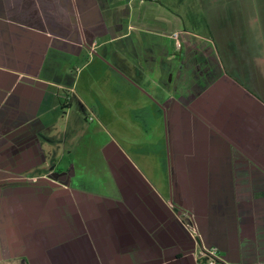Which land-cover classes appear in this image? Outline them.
<instances>
[{"label":"crops","instance_id":"0c3cea01","mask_svg":"<svg viewBox=\"0 0 264 264\" xmlns=\"http://www.w3.org/2000/svg\"><path fill=\"white\" fill-rule=\"evenodd\" d=\"M183 1L0 0V164L17 171L47 163L40 139L49 127L39 110L49 114L46 97L76 93L80 82L114 88L113 96H168L198 124L188 132L204 137L196 148L201 157L191 159L192 140L176 158L180 188L199 185L201 196L217 198L222 213L232 214L212 230L219 241L209 237L212 213H204L210 224L196 233L147 175L120 172L103 192L84 196L85 221L51 220L48 193L36 195L44 219L3 220L2 213L31 209L16 197L0 206V264H201L200 246L217 248L221 264H264V84L235 56L224 62L213 36L187 27L191 18L177 9ZM227 1L239 19L243 7L257 20L250 33L264 80L259 2Z\"/></svg>","mask_w":264,"mask_h":264},{"label":"rangeland","instance_id":"374dc122","mask_svg":"<svg viewBox=\"0 0 264 264\" xmlns=\"http://www.w3.org/2000/svg\"><path fill=\"white\" fill-rule=\"evenodd\" d=\"M223 1L213 3V0H200L201 4H197L196 0H184L182 5L177 4V9L183 16L187 12L192 19L186 22L190 30L202 36H213L224 62L228 63L230 55L235 56L239 64H245L242 67L244 73L250 74L253 70L264 84L262 73H259L261 63L257 56L254 57L256 37L250 33V28L255 27L253 22L257 20H252L243 7V17L239 19L234 14L235 6L232 2L229 4L227 0ZM256 1L259 4L254 8L259 19L255 24L264 30V0ZM261 37L263 40L264 37ZM260 82L258 87L262 86ZM244 85L250 89L246 83ZM93 87L90 90L89 86L80 82L76 93L64 94L61 91L58 96L46 97L44 103L50 104L49 114L41 109L39 111L40 116L44 115L45 126L49 127L40 139L41 145L47 148L45 152L50 155L45 161L47 163L35 165L32 169L19 166L17 171L8 164H0V206L6 209L11 201V205L14 204L16 197L19 205L31 208V211L24 213H2L3 220L23 216L31 221L44 219V212L35 211L37 205L41 204V201L37 204L36 195L48 193L51 220L58 219L59 215L64 216L67 222L82 218L85 221L88 214L84 206L88 202H84V196L85 199L89 198V190L103 192L102 187L105 185L102 184L106 183V179L118 176V173L125 170L122 173L147 175L164 198L178 208L183 219L194 226L196 233V228L200 232L210 224L204 221V213H212L209 237L219 241L218 236H212V230L216 234L215 230L222 228L223 216L232 214L222 213L217 198L205 196L206 193L204 197L201 196L199 185L191 184L193 186L188 192L180 188L184 182L180 181L183 179L177 173L178 155L187 149V142L192 140L195 143L191 148L194 150L190 151L191 159L203 154L201 149L196 148L201 146L204 137L200 132H188L190 128L200 129L195 120L189 117L186 107L168 96H113L111 90L114 88L100 84ZM262 93L258 96H264V91ZM64 105L70 109L63 108ZM52 158H61V161ZM73 160H78V164L72 166ZM73 182L82 190L72 189L70 184ZM61 200L64 201L59 203L60 212H56L54 207ZM42 201L44 203L45 200ZM80 207L84 210L81 211ZM222 239L226 241L229 238ZM82 243V249L87 250V242ZM69 263L73 264L74 261ZM81 264L105 262L87 260Z\"/></svg>","mask_w":264,"mask_h":264},{"label":"built area","instance_id":"2783aa9c","mask_svg":"<svg viewBox=\"0 0 264 264\" xmlns=\"http://www.w3.org/2000/svg\"><path fill=\"white\" fill-rule=\"evenodd\" d=\"M175 38H177V35H174ZM180 45L178 44V47ZM196 239L198 236L195 234ZM198 240V239H197ZM199 245L200 242L198 241ZM199 261L201 264H219L223 263L220 253L217 248L211 247V248H206L203 246H200V252L198 256Z\"/></svg>","mask_w":264,"mask_h":264},{"label":"flooded vegetation","instance_id":"af4514ba","mask_svg":"<svg viewBox=\"0 0 264 264\" xmlns=\"http://www.w3.org/2000/svg\"><path fill=\"white\" fill-rule=\"evenodd\" d=\"M122 171H125V170H122ZM122 171H121V172H122ZM69 251H70V250H69ZM70 262H71V261H70ZM68 263H69V262H68ZM75 263L77 264V263H80V262H77V261H76Z\"/></svg>","mask_w":264,"mask_h":264},{"label":"trees","instance_id":"16d2710c","mask_svg":"<svg viewBox=\"0 0 264 264\" xmlns=\"http://www.w3.org/2000/svg\"><path fill=\"white\" fill-rule=\"evenodd\" d=\"M219 264H221V263H219Z\"/></svg>","mask_w":264,"mask_h":264}]
</instances>
